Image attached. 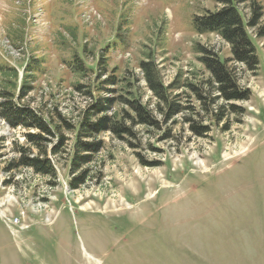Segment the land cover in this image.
Segmentation results:
<instances>
[{
	"label": "rangeland",
	"instance_id": "obj_1",
	"mask_svg": "<svg viewBox=\"0 0 264 264\" xmlns=\"http://www.w3.org/2000/svg\"><path fill=\"white\" fill-rule=\"evenodd\" d=\"M218 8L209 0H0V103L4 88L19 96L27 72L31 91L19 104L58 126L46 145L55 175L44 177L18 166L21 148L36 156L25 134L37 131L0 117V264H264V39L253 44L256 71L231 61L226 43L192 27ZM211 52L248 97L226 104L236 111L220 120L222 101L204 105L188 87L205 93L200 58ZM142 62L185 111L150 133L135 127L136 139L99 135L86 183L71 190L77 125L95 100L116 99L114 111L138 98L157 110ZM189 117L207 132L192 134Z\"/></svg>",
	"mask_w": 264,
	"mask_h": 264
},
{
	"label": "trees",
	"instance_id": "obj_2",
	"mask_svg": "<svg viewBox=\"0 0 264 264\" xmlns=\"http://www.w3.org/2000/svg\"><path fill=\"white\" fill-rule=\"evenodd\" d=\"M209 1L219 5V8L213 12H205L202 16H195L192 21L194 32L199 35H216L229 46L231 61L244 65L250 71H256L258 59L253 44L264 39L263 7L254 0ZM240 4H244L248 9L247 15H244L239 8ZM200 51L205 52L202 49ZM200 61L209 73L204 93L207 98H203L204 94H199L194 86L189 85L188 87L195 92L198 99L203 100L204 105L208 99L211 104L217 100L222 101L223 105L213 114L220 120L225 117L227 111H236L235 106H226V104L247 101L248 97L240 92L225 61H221L215 53L211 52L209 55L202 56ZM151 66V62L140 64V68L145 73L148 88L157 100V110H148L138 98H133L123 100L129 110L113 111L116 99L106 97L95 100L86 111L77 125L75 134L74 156L70 162V173L74 174L69 182L71 190H76L86 183L89 177L88 165L92 161V156L99 153L103 147L101 140H97L99 135L110 133L122 141L125 137L136 139L135 127L144 128L147 133H150L159 130L160 124L175 123V119L185 111L182 110L177 100L180 96L175 95V99H169L168 92L172 88L162 85ZM73 68L76 72H81L82 66L77 64ZM12 71V77L17 80V74L14 70ZM26 77H28L27 72L21 78L20 93L17 98L13 99L14 96L7 92L6 88L2 89L3 101L0 103V117L13 129L21 127L27 129L28 132L37 131L36 134H25L28 146L37 150L36 156L29 154V148H21L18 166L32 169L36 174L44 177H54V168L46 157V145L50 137L55 136L58 126L53 125L51 120H46L40 112L19 104L31 91V88L25 84ZM107 83L117 85L119 82L111 76ZM214 91L215 93L212 94ZM184 121L189 124V130L194 135L202 136L207 132L206 128L196 124L191 117L185 118ZM65 126L68 127L67 124ZM167 132L165 137L169 134V131ZM63 142V137L59 136L58 144L51 150L53 156L60 152Z\"/></svg>",
	"mask_w": 264,
	"mask_h": 264
}]
</instances>
